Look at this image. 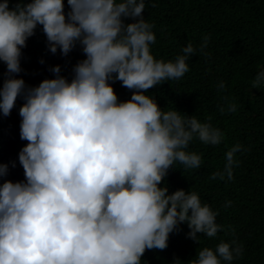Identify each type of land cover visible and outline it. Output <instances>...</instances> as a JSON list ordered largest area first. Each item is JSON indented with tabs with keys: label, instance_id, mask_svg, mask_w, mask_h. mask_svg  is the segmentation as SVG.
I'll use <instances>...</instances> for the list:
<instances>
[{
	"label": "clouds",
	"instance_id": "obj_1",
	"mask_svg": "<svg viewBox=\"0 0 264 264\" xmlns=\"http://www.w3.org/2000/svg\"><path fill=\"white\" fill-rule=\"evenodd\" d=\"M67 5L65 13L64 0H18L11 8L9 0L0 2V61L7 68L0 114L8 116L22 97L20 138L27 141L18 153L25 180L0 184V264H142L146 249H165L181 223L197 243V233L216 237L223 227L218 211L198 192L169 193L163 182L177 162L200 168L202 154L189 150L193 140L219 145L224 133L211 117L201 122L174 107L165 111L147 93L184 77L197 49L188 42L174 59H156L155 25L142 15L145 0ZM38 25L52 53L59 48L66 56L77 43L82 47L85 58L74 65L70 81L59 65L50 69L54 78L36 86L16 75L21 50ZM208 40L200 45L205 55ZM115 80L131 90L128 100H118L110 83ZM217 87L224 90L225 82ZM250 87L264 88V68ZM237 108L231 101L219 110ZM246 151L241 143L231 146L223 170L210 178L234 180L236 154ZM8 171L0 164V177ZM243 255L242 243L221 241L200 248L186 264H232ZM173 264L185 262L176 258Z\"/></svg>",
	"mask_w": 264,
	"mask_h": 264
},
{
	"label": "trees",
	"instance_id": "obj_2",
	"mask_svg": "<svg viewBox=\"0 0 264 264\" xmlns=\"http://www.w3.org/2000/svg\"><path fill=\"white\" fill-rule=\"evenodd\" d=\"M2 2V0H0ZM18 0H9L13 7ZM29 0H24V3ZM157 7H151L152 3ZM142 15L155 25L156 42L151 52L156 59H174L181 48L191 42L197 53L189 57V72L179 80H169L147 90L161 108L174 107L186 115H195L201 122H211L224 133L219 145H205L198 139L189 150L202 154L203 163L198 169H185L179 162L168 170L163 185L169 193L183 189L199 193L203 203L218 211L216 222L223 227L216 237L197 233V243L188 236L186 223L169 234L168 246L163 249H146L142 264H173L179 258L191 260L196 251L205 246L215 248L221 242L237 240L243 244L244 255L232 264H264V88H251V80L264 68V0H145ZM65 13L69 11L64 0ZM133 22L126 18L125 23ZM209 37L204 52L200 45ZM21 72L16 74L27 86H36L45 78H54L50 69L60 66V75L69 81L73 67L85 58L77 45L65 56L52 53L48 48L42 26L22 48ZM6 65L0 61V87L5 80ZM225 82V89L217 85ZM119 101H126L131 90L119 80L110 81ZM235 101V113L219 108ZM24 103L18 97L8 116L0 114V164H8L6 177L12 182L25 180L18 153L27 141L20 138L19 108ZM241 143L249 151L237 153L240 161L234 168V180L210 177L223 170L226 151ZM15 162V167H12ZM162 185V186H163ZM227 201L231 205L225 207ZM234 230V231H233Z\"/></svg>",
	"mask_w": 264,
	"mask_h": 264
}]
</instances>
